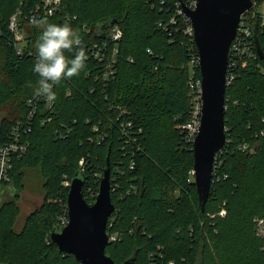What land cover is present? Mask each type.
Wrapping results in <instances>:
<instances>
[{
    "label": "trees",
    "instance_id": "obj_1",
    "mask_svg": "<svg viewBox=\"0 0 264 264\" xmlns=\"http://www.w3.org/2000/svg\"><path fill=\"white\" fill-rule=\"evenodd\" d=\"M60 1L48 15L43 0H0V147L21 122L27 150L13 155L11 185L19 194L35 172L44 191L43 205L20 231L19 197L0 203V264H81L51 242L63 229L60 218H67L63 182L83 176L85 199L93 204L108 163L115 206L108 233L125 235L106 248L115 264H264L255 231V220L264 219V137L258 136L264 130V0L248 13L257 14L254 55L239 59L226 89L228 144L216 157L204 209L191 175L192 144L179 129L192 107L190 70L201 78L182 12V4L195 0ZM33 17L69 23L87 56L78 76L53 85L51 109L36 99L39 77L32 67L42 28ZM13 18L21 41L10 28ZM115 30L122 34L116 42ZM30 103L37 106L31 119ZM244 144L252 152L239 148Z\"/></svg>",
    "mask_w": 264,
    "mask_h": 264
},
{
    "label": "water",
    "instance_id": "obj_2",
    "mask_svg": "<svg viewBox=\"0 0 264 264\" xmlns=\"http://www.w3.org/2000/svg\"><path fill=\"white\" fill-rule=\"evenodd\" d=\"M252 8V0H196L194 8L182 4L183 14L194 32L202 80L201 126L192 148L194 184L202 209L211 196L216 157L227 142L226 82L230 48L241 18ZM256 46L261 55L258 41ZM111 193L110 163L103 172L93 204L85 199L83 176L72 179L67 199L68 224L51 235V242L61 253L74 256L81 264H115L106 254L110 244L108 222L115 212Z\"/></svg>",
    "mask_w": 264,
    "mask_h": 264
},
{
    "label": "built area",
    "instance_id": "obj_3",
    "mask_svg": "<svg viewBox=\"0 0 264 264\" xmlns=\"http://www.w3.org/2000/svg\"><path fill=\"white\" fill-rule=\"evenodd\" d=\"M43 1H44V4H43L44 11L47 12L48 15H53L55 10L61 4L60 0H43ZM252 1H253V8L250 11H252L254 8L258 6V0H252ZM195 4H196V0L192 6H188V7L194 8ZM249 12H247L241 18L237 36L230 48L229 67H228V75H227V82H226L227 87L231 85L235 79L233 70L236 68L239 59L243 57L251 58L254 55L252 52L254 45H253V42L251 41V38L253 37V33L256 28L254 18H256L257 14L253 13L252 16L248 17ZM262 24L264 25V21ZM10 28L12 32L15 34L17 41H21L23 39V35L17 29V23H16L15 18L12 20ZM188 33L190 35H193L194 32H193L192 26H190V28L188 29ZM121 36L122 34L119 30H115L112 32V39L115 42L119 41ZM104 49H106V46H104ZM105 52L106 50L104 51L102 56L99 58L100 61H103L105 54H106ZM117 53H118V50L116 48L113 51V55L108 57L110 63L107 66V73L105 74L106 77L113 74L112 67L115 65V58H116ZM192 64L194 66L197 65L199 67V59L193 58ZM189 88L191 92L192 107H191V111H190L189 119L187 123L180 126L179 129L187 133L188 142L192 144V148H193V143L195 141L196 136L198 135V132L201 126V118H202V80L201 78H197L194 72L190 76ZM36 99H37V103L45 102L47 105V109H51L54 107L53 101L49 102L43 96L37 95ZM30 105H33V111L30 114L29 119H31L34 116L35 108H37V106L33 103L32 104L30 103ZM44 123H46V120L44 121ZM21 126H22V123L18 122L13 127V132L11 133V138H10L11 141L5 142V144H3L0 147V184L4 182H9L11 179V171L13 167L12 165L13 155L14 154L23 155L27 150L26 145H24L21 141V132H20ZM128 126L131 127V124H128ZM258 136L264 137V130L261 131ZM239 148L243 152L251 151L250 147L246 144L240 146ZM80 164L83 165V161H81ZM191 175L194 177V171L191 173ZM70 185H71V182H69L68 180H65L63 182L64 187L70 188ZM111 191H112V185H111ZM224 214H225L224 212L221 213V215H224ZM60 220H61L62 227L64 228L68 224V209H67V218L61 217ZM255 229H256L257 237L262 241V251L264 252V219L257 218L255 220ZM118 240L120 239L117 234H109V243L117 242Z\"/></svg>",
    "mask_w": 264,
    "mask_h": 264
},
{
    "label": "clouds",
    "instance_id": "obj_4",
    "mask_svg": "<svg viewBox=\"0 0 264 264\" xmlns=\"http://www.w3.org/2000/svg\"><path fill=\"white\" fill-rule=\"evenodd\" d=\"M42 31L35 44L36 59L32 71L37 74L36 94L51 102L56 99L53 85L78 76L87 59L78 33L65 22L47 23L43 18H32ZM65 52L71 53L66 56Z\"/></svg>",
    "mask_w": 264,
    "mask_h": 264
},
{
    "label": "rangeland",
    "instance_id": "obj_5",
    "mask_svg": "<svg viewBox=\"0 0 264 264\" xmlns=\"http://www.w3.org/2000/svg\"><path fill=\"white\" fill-rule=\"evenodd\" d=\"M259 12L264 14V4L261 6ZM0 119H1V115H0ZM12 132H13V129L11 130V133ZM5 142H7V141H5ZM226 144H228V141ZM36 174L37 173H35V172L30 173L29 178L24 183L25 184L24 189L21 192H19V194L15 191L14 186L11 185V181H12L11 179L9 182H7V185H1L0 184V190H2L0 192V194H1L0 195V203L12 201L15 197H17V198L19 197L18 198V205L20 207L21 214H20L19 219L17 220L16 226H15V229L17 231H20L23 228V225L25 223V219L34 210L41 207L44 203V200H43L44 199V191H43V186H42L43 182L41 181V179H39V177ZM102 177H103V175H102ZM112 180H114V178H112V174H111V185L113 183ZM194 180H195V177H194ZM2 192H4V193H2ZM117 235H118L119 239H120V237L125 238V235L123 233H117Z\"/></svg>",
    "mask_w": 264,
    "mask_h": 264
},
{
    "label": "crops",
    "instance_id": "obj_6",
    "mask_svg": "<svg viewBox=\"0 0 264 264\" xmlns=\"http://www.w3.org/2000/svg\"><path fill=\"white\" fill-rule=\"evenodd\" d=\"M192 73H193V70H190V74L192 75ZM190 75V76H191ZM194 183H195V180H194ZM2 190H0V192H1ZM2 193H4V192H2ZM1 195V194H0ZM26 220V219H25ZM24 226V225H23Z\"/></svg>",
    "mask_w": 264,
    "mask_h": 264
}]
</instances>
